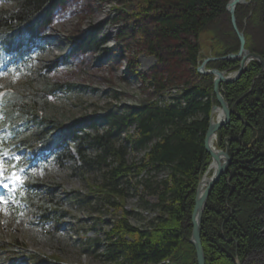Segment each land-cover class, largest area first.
<instances>
[{
  "label": "trees",
  "instance_id": "1",
  "mask_svg": "<svg viewBox=\"0 0 264 264\" xmlns=\"http://www.w3.org/2000/svg\"><path fill=\"white\" fill-rule=\"evenodd\" d=\"M129 1L134 4L133 16L148 20L149 27L144 29L148 53L160 60L169 57L187 68L189 78L178 94L163 104L117 106L114 111L67 120L48 97L74 85L53 82L49 75L54 65L36 70L27 61L33 50L41 49L42 34L54 10L67 0H0L10 4L0 7V55L14 57L13 63L25 70L19 84L12 80L0 84L2 126L7 131L0 146L28 149L37 156L48 151L60 162L73 158L69 150L74 145L81 173L103 167L101 186H90L83 195L73 191L66 195L84 203L98 194L117 212L105 232L102 253L97 252V238L84 241V251L92 248L105 264H197L188 241L191 213L198 181L211 162L203 140L211 106L217 101L213 75H200L196 67L202 59L200 38L205 32L210 44L206 56L221 57L239 49L226 10L229 0ZM234 15L245 37L244 48L264 59V0L237 5ZM96 35L91 30L70 38L69 53L98 50ZM238 66L239 60L224 59L206 65L227 73ZM157 87L162 91L164 83L158 82ZM219 87L232 113L216 132L217 146L222 148L223 139L231 138V161L213 185L202 213L204 263L236 264L237 258L240 264H264V72L260 63L248 62L236 81ZM131 126L135 135H126V143L116 146L114 138ZM88 147L98 152L91 157ZM128 148L145 149L143 159L128 162ZM159 170L167 171L166 178L154 186L143 181L145 190L157 198L153 205L157 216L146 228L135 227L125 209L124 184L132 176ZM44 181L29 180L26 204L37 223H58L64 211L56 201L55 182L49 176ZM0 264L62 263L57 257H41L0 241Z\"/></svg>",
  "mask_w": 264,
  "mask_h": 264
},
{
  "label": "rangeland",
  "instance_id": "2",
  "mask_svg": "<svg viewBox=\"0 0 264 264\" xmlns=\"http://www.w3.org/2000/svg\"><path fill=\"white\" fill-rule=\"evenodd\" d=\"M245 1L248 4L251 0ZM0 7L8 8L10 4L2 2ZM133 12L134 4L129 0H67L63 7L54 10L43 33L42 48L33 53L31 62L36 70L54 65L50 79L74 85L69 91H58L48 97L50 103L67 120L114 111L117 106L123 108L147 102L163 104L176 96L183 82L189 78L187 68L172 62L169 57L164 56L160 60L148 53L144 40V29L149 27L148 20L136 19ZM91 30L97 32L96 39L100 43L98 50L69 53V39L85 35ZM207 36L209 34L205 32L200 38L201 62L207 57H214L205 55L210 45ZM206 65L205 69L209 70ZM22 75L17 74L12 78L4 72L0 76V84L8 80L19 84ZM158 82L164 83L162 91L157 87ZM99 129L101 131L105 126ZM128 134L135 135L133 126L114 138V144H125ZM224 139L222 148L217 146V138L213 147L224 150ZM86 149L91 157L98 152L91 147ZM69 151L72 159L57 162L51 155H47L33 164L28 172L29 179L34 178L43 183L49 176L55 182L56 201L64 211L59 222L50 220L37 223L32 210L20 202L16 191L19 184L11 177L6 182L14 191L1 205L5 208L0 206V241L12 242L22 251L41 257H57L62 264H105L92 248L84 251V241L86 238H97V252L102 253L105 232L110 227L111 217L117 212L104 203L98 194L84 203L76 202L72 195H66L71 191L83 195L89 192L90 186H101L103 167L90 168L81 173L77 169L80 163L74 145ZM144 152L145 149L128 148L126 159L128 162L139 163ZM207 174L209 177L212 172L208 171ZM166 176V170L151 171L141 176H132L124 184L127 193L125 209L130 212L131 225L146 228L148 222L157 216V210L153 207L157 198L145 190L144 179L154 186Z\"/></svg>",
  "mask_w": 264,
  "mask_h": 264
},
{
  "label": "water",
  "instance_id": "3",
  "mask_svg": "<svg viewBox=\"0 0 264 264\" xmlns=\"http://www.w3.org/2000/svg\"><path fill=\"white\" fill-rule=\"evenodd\" d=\"M240 4H246V1L245 0H229L226 4V10L230 15L232 28L239 41V49L237 53H230L220 58V59H227V60H239L238 69L231 74H228L226 71H219L218 69L206 70L205 65L212 60H216L215 57H207L203 59L201 64H199L196 67V72L198 74L213 75L214 77L212 81L213 93L217 101V105L211 106L209 124L204 134V140H203L205 151L211 157V162L215 163V169L210 175V177L208 178V181L202 191L200 190V185H201L203 178L207 175L210 165L208 166V168L206 169L202 177L199 179L196 192H195V197H194V205H193V209L191 213L192 229H191V236L189 238V243H191V245L195 249L197 264H205L204 263V253H203V249L201 246V240H200V224H201L202 213L204 211L208 195L213 185L225 173L231 161L230 156L228 154V147H227V141L231 140L229 136H227L224 139V144H225L224 150L219 149V150L214 151L213 147L210 144V138L212 136H215V133L220 127H222L223 125H226L229 122L230 115L232 113L231 107L228 106L227 102L225 101V99L223 98L220 92L219 85L222 83H232L236 81L240 77L241 73L243 72L245 65L252 60L258 61L264 72V59L256 53L248 52L244 48L245 37H244L243 31L238 30L236 21H235V15H234L236 6ZM217 110L221 112V119L214 121L212 118V115ZM236 264H239V263L236 261Z\"/></svg>",
  "mask_w": 264,
  "mask_h": 264
},
{
  "label": "bare ground",
  "instance_id": "4",
  "mask_svg": "<svg viewBox=\"0 0 264 264\" xmlns=\"http://www.w3.org/2000/svg\"><path fill=\"white\" fill-rule=\"evenodd\" d=\"M212 118H213L214 121L220 120V119H221V112H220L219 110L215 111V112L213 113V115H212ZM215 140H216L215 136H212V137L210 138V144H211L212 147H213V145H214V143H215ZM213 150L216 151V149H215L214 147H213ZM209 165H210V166H209V171H210V172H213L214 169H215V163L210 162ZM207 175H208V174H207ZM207 175L203 178V180H202V182H201V185H200V190H201V191H202L203 188L205 187V185H206V183H207V181H208V178L210 177V176L208 177Z\"/></svg>",
  "mask_w": 264,
  "mask_h": 264
},
{
  "label": "snow or ice",
  "instance_id": "5",
  "mask_svg": "<svg viewBox=\"0 0 264 264\" xmlns=\"http://www.w3.org/2000/svg\"><path fill=\"white\" fill-rule=\"evenodd\" d=\"M3 155H7V153H4ZM4 171H5V165L2 159H0V177H4ZM12 176H15L16 180H20L19 176H16L15 173H12ZM5 178H11V177H5ZM0 186H3L5 188L8 187L7 184H4L2 180H0Z\"/></svg>",
  "mask_w": 264,
  "mask_h": 264
},
{
  "label": "built area",
  "instance_id": "6",
  "mask_svg": "<svg viewBox=\"0 0 264 264\" xmlns=\"http://www.w3.org/2000/svg\"><path fill=\"white\" fill-rule=\"evenodd\" d=\"M230 74V73H229Z\"/></svg>",
  "mask_w": 264,
  "mask_h": 264
}]
</instances>
